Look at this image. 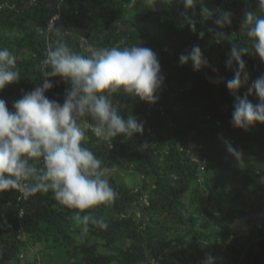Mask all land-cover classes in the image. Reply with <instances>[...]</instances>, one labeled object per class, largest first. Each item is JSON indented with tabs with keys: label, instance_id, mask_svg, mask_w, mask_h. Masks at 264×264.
<instances>
[{
	"label": "trees",
	"instance_id": "trees-1",
	"mask_svg": "<svg viewBox=\"0 0 264 264\" xmlns=\"http://www.w3.org/2000/svg\"><path fill=\"white\" fill-rule=\"evenodd\" d=\"M129 3L0 0V48L16 57L20 72L19 82L0 91L10 111L24 93L42 86V60L57 38L48 32L50 22L63 28L62 39L71 50L85 55L88 46L151 48L164 76L156 102L166 107L164 114L149 116L146 110L153 103L121 91L113 94L112 103L123 118L133 116L144 124L143 135L105 142L86 130L84 146L103 161L118 193L112 202L87 210L106 220V230L89 224L82 234V226L72 219L76 210L60 205L51 192L25 202L16 190L0 193V264H12L31 248L50 255L55 251L59 264H151L153 258L160 264H204L209 254L216 263L264 264V124L248 130L234 127L235 96L226 86L234 75L226 66L233 44L250 51L243 57L248 86L264 75V62L252 52L247 29H242L244 12L255 11L257 0H202L194 9H186L183 0H155L153 7L144 0L132 7ZM202 7L214 15L203 17ZM221 11L233 14L231 24L222 29L214 23ZM217 32L225 37L218 39ZM194 45L200 46L210 67L196 71L191 62L181 65L180 55ZM51 80L54 87L45 95L63 103L69 85L60 77ZM246 92L247 86L238 95ZM248 99L259 103L256 95ZM229 138L234 149H251L258 159L230 157L225 143ZM146 143L148 148H142ZM124 166L140 179L133 187L116 171ZM139 184L150 193L149 206L134 192ZM137 210L143 213L145 228L132 217H122Z\"/></svg>",
	"mask_w": 264,
	"mask_h": 264
},
{
	"label": "clouds",
	"instance_id": "clouds-1",
	"mask_svg": "<svg viewBox=\"0 0 264 264\" xmlns=\"http://www.w3.org/2000/svg\"><path fill=\"white\" fill-rule=\"evenodd\" d=\"M183 2L186 9H194L202 0ZM135 3L136 0H130L129 7ZM144 3L153 7L155 0ZM201 15L211 18L214 13L202 7ZM232 15L221 11L215 25L221 29L230 25ZM190 28L196 32L194 21H190ZM244 28L252 52L264 62V0H257L255 11L244 12ZM47 29L57 38L49 44L42 60L45 77L42 86L15 101L14 111L0 99V193L16 190L28 198L51 192L60 205L76 210L72 219L82 226V234L88 232L89 224L106 230V220L87 210L112 202L118 193L107 178L109 170L103 167V161L84 146L86 130L105 142L118 136L128 141L137 134L143 135L144 124L133 116L123 118L111 97L122 91L141 101L155 103L156 93L164 83L161 64L156 52L139 44L88 46V55L75 52L63 41L62 27L50 22ZM216 36L224 38L225 33L217 32ZM199 38H204V32L199 33ZM249 52L247 47L233 44L226 61V66L234 72L233 78L226 81L235 96L231 122L243 130L256 123L264 124V75L248 86L250 75L243 57ZM179 61L181 65L191 62L196 71L210 67L199 45L180 55ZM54 77L69 85L63 103L45 95L54 87L51 80ZM19 80L16 57L8 48H0V91ZM246 86L247 92L241 97L238 93ZM249 95L258 96L259 103L251 102ZM225 143L230 153L239 156L236 149ZM142 148H148V144ZM204 264H216V260L209 254Z\"/></svg>",
	"mask_w": 264,
	"mask_h": 264
},
{
	"label": "rangeland",
	"instance_id": "rangeland-1",
	"mask_svg": "<svg viewBox=\"0 0 264 264\" xmlns=\"http://www.w3.org/2000/svg\"><path fill=\"white\" fill-rule=\"evenodd\" d=\"M87 135L88 132L86 131V137ZM227 143L230 144L232 148L234 147L231 138L227 140ZM236 151L237 153H239V156L233 155L232 153H229V156L239 158L243 157L248 161L258 159L257 154L251 149H237ZM116 171L120 174V179L129 184L131 187L140 182L138 175L133 173L125 166L123 168L119 167ZM164 219H167V217H165ZM50 253L51 255L47 252H38L36 249L31 248L23 255H21L18 259H15L12 264H59L57 262V260L60 258L59 255L55 254V251H51Z\"/></svg>",
	"mask_w": 264,
	"mask_h": 264
},
{
	"label": "built area",
	"instance_id": "built-area-1",
	"mask_svg": "<svg viewBox=\"0 0 264 264\" xmlns=\"http://www.w3.org/2000/svg\"><path fill=\"white\" fill-rule=\"evenodd\" d=\"M157 111L161 112L162 114H164L166 112L165 105L162 104V103L156 102V103L148 105L147 110H146V112H147V114L149 116L153 115V113H155ZM189 139H191V138H189ZM194 160L195 161H200V159L197 158V157H194ZM141 179L143 181L146 179L144 174L141 175ZM134 192L139 195V202H141V203H143V204H145L147 206L150 205V193H149V191H145V188H144V186L142 184H139L138 186H136L134 188ZM28 199H29V197L28 198H23L21 196V194L19 193V200L20 201H22V202L24 201L25 202ZM21 214H24V209H22ZM127 216L132 217L134 221L136 220L138 223H141L140 228H145L147 226V222L146 221L143 220L141 222V220L143 218V213H142L141 210H137L136 213L129 211V213H127V214H122V217H127ZM160 263H161V260L157 259V258H153L152 261H151V264H160ZM216 264H222V262H218Z\"/></svg>",
	"mask_w": 264,
	"mask_h": 264
}]
</instances>
